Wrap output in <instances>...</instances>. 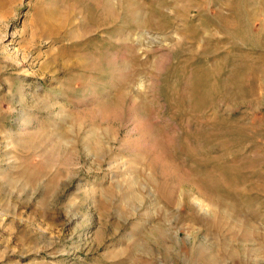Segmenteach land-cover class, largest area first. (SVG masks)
Wrapping results in <instances>:
<instances>
[{
    "label": "rangeland",
    "instance_id": "374dc122",
    "mask_svg": "<svg viewBox=\"0 0 264 264\" xmlns=\"http://www.w3.org/2000/svg\"><path fill=\"white\" fill-rule=\"evenodd\" d=\"M0 264H264V0H0Z\"/></svg>",
    "mask_w": 264,
    "mask_h": 264
},
{
    "label": "bare ground",
    "instance_id": "6f19581e",
    "mask_svg": "<svg viewBox=\"0 0 264 264\" xmlns=\"http://www.w3.org/2000/svg\"><path fill=\"white\" fill-rule=\"evenodd\" d=\"M161 235V234H160Z\"/></svg>",
    "mask_w": 264,
    "mask_h": 264
}]
</instances>
